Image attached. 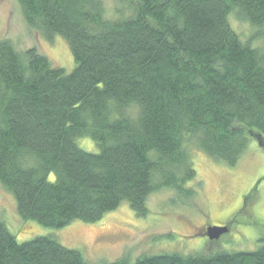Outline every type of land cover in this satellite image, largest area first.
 Here are the masks:
<instances>
[{
	"label": "trees",
	"instance_id": "1",
	"mask_svg": "<svg viewBox=\"0 0 264 264\" xmlns=\"http://www.w3.org/2000/svg\"><path fill=\"white\" fill-rule=\"evenodd\" d=\"M120 1L129 13L113 17L100 0H17L29 27L62 36L74 60L67 73L0 38V185L20 220L96 223L122 202L145 217L152 192L182 193L195 178L192 139L232 167L247 132L264 138V0ZM232 13L258 29L261 47L241 39ZM84 136L95 153L76 143ZM259 240L249 251L110 264H264ZM0 264L91 263L50 236L19 242L2 221Z\"/></svg>",
	"mask_w": 264,
	"mask_h": 264
},
{
	"label": "rangeland",
	"instance_id": "2",
	"mask_svg": "<svg viewBox=\"0 0 264 264\" xmlns=\"http://www.w3.org/2000/svg\"><path fill=\"white\" fill-rule=\"evenodd\" d=\"M100 1L107 15L120 17L129 13L123 1ZM229 18L241 39L255 47L262 46L263 38H259L257 28L234 13ZM0 38L8 39L21 53L35 48L67 73L73 69L74 60L65 39L59 35L49 39L29 27L17 0H0ZM246 135L247 151L232 167L208 157L195 147L192 139L187 148L196 170L195 178L184 182L182 193L173 188L152 192L146 202L145 217H138L122 202L96 223L77 221L51 229L20 220L12 195L0 185V222H5L19 242L50 236L66 248L80 250L91 264H110L122 258L132 262L145 254L210 256L220 251L255 250L261 244L259 239L264 238V138L249 132ZM76 143L89 153L98 150L89 137L77 138ZM249 194L252 201L247 204L248 198L244 203ZM219 224H225L226 233L217 240L199 234L205 225Z\"/></svg>",
	"mask_w": 264,
	"mask_h": 264
},
{
	"label": "water",
	"instance_id": "3",
	"mask_svg": "<svg viewBox=\"0 0 264 264\" xmlns=\"http://www.w3.org/2000/svg\"><path fill=\"white\" fill-rule=\"evenodd\" d=\"M226 233V227L225 226H208L205 229V236H207L210 240H217L218 237H220L221 234Z\"/></svg>",
	"mask_w": 264,
	"mask_h": 264
},
{
	"label": "flooded vegetation",
	"instance_id": "4",
	"mask_svg": "<svg viewBox=\"0 0 264 264\" xmlns=\"http://www.w3.org/2000/svg\"><path fill=\"white\" fill-rule=\"evenodd\" d=\"M219 225H225V224H219ZM226 225H227V224H226ZM207 226H209V225H205V227L202 228V230L200 231L199 234H203V236H205L204 234H205V229L207 228ZM205 237H206V236H205Z\"/></svg>",
	"mask_w": 264,
	"mask_h": 264
}]
</instances>
